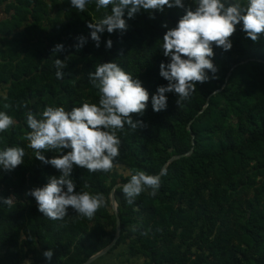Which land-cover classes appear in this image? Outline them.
Returning a JSON list of instances; mask_svg holds the SVG:
<instances>
[{
	"label": "trees",
	"instance_id": "obj_1",
	"mask_svg": "<svg viewBox=\"0 0 264 264\" xmlns=\"http://www.w3.org/2000/svg\"><path fill=\"white\" fill-rule=\"evenodd\" d=\"M184 4L196 8L194 0ZM110 11H97L94 2L79 12L70 0H0V111L15 121L0 133V150L25 149L16 169L0 167V198L15 201L8 207L0 199V264H85L113 242L117 218L120 237L104 256L123 250L139 264H264V35L254 42L237 25L230 51L213 46L215 78L197 83L181 106L167 93L166 110L155 112L151 97L168 85L160 75V65L170 63L163 37L186 12L165 6L163 12L141 9L130 19L126 9L127 31H105L97 48L87 25ZM80 36L86 43L77 49ZM57 44L63 52H53ZM56 59L66 65L63 79L56 78ZM110 62L149 92L143 115L133 114L143 126L118 133L112 172L73 166L76 191L103 194L106 207L92 219L71 208L64 219H49L27 193L62 173L28 148L25 114L39 119L48 106L70 111L98 104L88 74ZM68 151L42 154L50 160ZM137 171L166 175L155 197L145 192L129 205L122 186ZM117 185L116 214L111 192ZM49 250L51 260L44 256Z\"/></svg>",
	"mask_w": 264,
	"mask_h": 264
},
{
	"label": "clouds",
	"instance_id": "obj_2",
	"mask_svg": "<svg viewBox=\"0 0 264 264\" xmlns=\"http://www.w3.org/2000/svg\"><path fill=\"white\" fill-rule=\"evenodd\" d=\"M79 12L95 3L96 10L108 9L97 23H89L91 39L100 47L101 34L107 31L121 34L127 31L124 19L127 9L128 18L141 9L148 12H163L168 8L184 9L176 27L169 29L163 37V54L170 58V63L160 65V75L168 81L167 87L161 86L151 97L155 112L166 110L167 93H175L177 104L181 106L196 91V84H203L215 78L218 69L213 63V46L223 51L233 47L231 37L236 26L242 23L247 37L256 42L264 35V0H194L195 10L185 8L184 0H70ZM151 18H155L152 16ZM167 28V24L164 25ZM77 49L82 48L86 38H77ZM112 40L107 41L111 49ZM64 46L57 44L53 52H63ZM57 79H63L62 71L66 65L60 59L55 60ZM207 70V71H206ZM212 73L210 77L208 73ZM89 82L98 90L99 102H85L81 107L66 111L64 107H46L38 119L31 111L27 112L26 124L30 131L25 135L28 148L35 152V158L62 173L59 178L51 177L42 188H35L27 193L34 197L38 210L49 219L62 220L68 216L71 208L80 217L94 218L96 212L106 207L103 194L92 195L87 191H76V184L70 178L73 166L86 168L91 173H110L116 167L114 161L120 155L121 139L118 133L128 129L135 131L143 122H134L133 114L143 115L149 101V92L139 79L123 70L117 63L98 64L94 72L88 74ZM8 108L9 105H5ZM15 121L6 112L0 111V133L7 132ZM70 149L66 155L46 159L42 154L46 150ZM25 149L6 147L0 150V167L12 171L24 160ZM161 172L156 175L137 171L130 175L129 181L122 186L126 202L131 205L142 193L148 192L155 197L161 188ZM66 188V191H65ZM2 199V198H0ZM12 207V197L2 199ZM51 260L53 252H44ZM28 264V262H26Z\"/></svg>",
	"mask_w": 264,
	"mask_h": 264
},
{
	"label": "water",
	"instance_id": "obj_3",
	"mask_svg": "<svg viewBox=\"0 0 264 264\" xmlns=\"http://www.w3.org/2000/svg\"><path fill=\"white\" fill-rule=\"evenodd\" d=\"M177 157H173L171 160L176 159ZM167 165L164 166L163 171L165 170ZM120 185H117L111 192V205L112 207H114V210L117 214V203L115 200V196H114V191L117 187H119ZM120 233H121V221L119 218H117V231H116V236L115 239L113 240V242L107 246L105 249H103L102 251H100L99 253L95 254L94 256H92L85 264H92L95 261H97L99 258L103 257L104 255H106L109 251H111V249L116 245L119 237H120Z\"/></svg>",
	"mask_w": 264,
	"mask_h": 264
},
{
	"label": "rangeland",
	"instance_id": "obj_4",
	"mask_svg": "<svg viewBox=\"0 0 264 264\" xmlns=\"http://www.w3.org/2000/svg\"><path fill=\"white\" fill-rule=\"evenodd\" d=\"M112 210L115 212L114 207H112ZM27 262L30 264V261ZM92 264H138V262L137 260L128 259V255H126L123 250H120L112 252L107 256H103Z\"/></svg>",
	"mask_w": 264,
	"mask_h": 264
},
{
	"label": "crops",
	"instance_id": "obj_5",
	"mask_svg": "<svg viewBox=\"0 0 264 264\" xmlns=\"http://www.w3.org/2000/svg\"><path fill=\"white\" fill-rule=\"evenodd\" d=\"M116 253H118V252H116ZM139 264V263H138Z\"/></svg>",
	"mask_w": 264,
	"mask_h": 264
}]
</instances>
